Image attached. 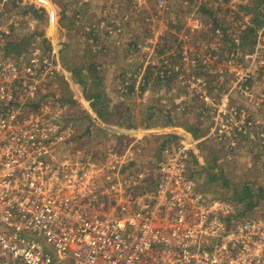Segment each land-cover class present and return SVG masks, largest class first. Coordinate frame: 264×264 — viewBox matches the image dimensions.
Wrapping results in <instances>:
<instances>
[{"label": "rangeland", "instance_id": "rangeland-1", "mask_svg": "<svg viewBox=\"0 0 264 264\" xmlns=\"http://www.w3.org/2000/svg\"><path fill=\"white\" fill-rule=\"evenodd\" d=\"M2 8L0 22L4 29L13 30L9 41H21L8 48L6 55L19 66L38 71L37 77L23 74L21 82H16L22 103L19 116L52 125L53 137L75 124L74 140L48 143L46 160L52 169H61L67 154L72 169L78 163L85 169H108L116 177L99 178L102 193L114 183L133 184L140 172L158 169L165 139L152 146L159 145L157 155L147 146L144 131L120 129L115 136L103 124L93 126L96 120L88 104L102 112V122L121 125L125 96L143 97L148 81L153 86L168 83L173 87L171 109L179 99L185 111H176L184 122L194 117L186 106L204 122L198 131L183 129L205 139L199 144L200 162L193 159L190 165V177L206 194L240 203L244 215H264L261 139L237 135L234 130L218 139L212 132L221 121L217 117L223 95L229 93L228 110L235 107L237 119L245 111L253 133L264 135V23H258L264 18V0H0ZM111 46L117 52L110 53ZM109 53L124 58V63L138 59L131 64L133 74L119 80L116 97L120 102L107 95L91 96L105 84L100 74L108 69L109 60L103 57ZM140 73L146 86L136 90L134 75ZM128 150L133 152V164L127 161L122 168H107L101 163L110 151L121 156ZM96 197L103 199L99 193Z\"/></svg>", "mask_w": 264, "mask_h": 264}, {"label": "built area", "instance_id": "built-area-1", "mask_svg": "<svg viewBox=\"0 0 264 264\" xmlns=\"http://www.w3.org/2000/svg\"><path fill=\"white\" fill-rule=\"evenodd\" d=\"M4 12L0 9V19ZM12 31L1 24L0 264H264V215H244L240 203L200 190L190 165L194 148L205 139L189 131L162 147L158 169L103 193L99 178L116 177L108 169H85L80 163L72 169L68 154L61 169H52L48 143L72 140L75 124L53 137L52 125L19 116L16 82L38 71L6 55ZM134 77L136 90L146 86L143 73ZM223 96L221 121L212 132L219 139L234 130L264 145V135L253 133L245 111L237 119V109L228 110L230 94ZM132 156L131 150L121 156L110 151L101 163L122 168L134 163Z\"/></svg>", "mask_w": 264, "mask_h": 264}, {"label": "crops", "instance_id": "crops-1", "mask_svg": "<svg viewBox=\"0 0 264 264\" xmlns=\"http://www.w3.org/2000/svg\"><path fill=\"white\" fill-rule=\"evenodd\" d=\"M113 45L115 46L114 43ZM114 46H111L112 51H110V53H113V50L116 51L115 49H113ZM116 49L119 48L117 47ZM110 53L106 56L104 55L103 57L109 60V66L108 69L104 70L102 74H100L101 80L105 79V84L102 85L100 89L98 88V90L93 92V95L91 96L95 95V98H97L98 95L101 97H105L107 95L109 97L117 98L116 95L117 93H119L118 90L119 80L125 78L126 75L133 74L135 69L131 64H133L134 60L138 62V59H136L135 57V59H133L132 62L130 61L131 64L127 60L124 63L123 62L124 58L121 57L122 59L120 60L119 59L120 56L114 57L110 55ZM99 58L101 59L102 57ZM121 65L123 66L124 69L121 68L122 67ZM152 83L153 82L148 81V86L143 89L146 90L143 97H136L135 94H133L134 96L133 95L125 96L124 100H122V102L124 101L126 104L124 105L125 109L123 111V114L119 116L120 117L119 122L121 123V125L117 122L116 123L102 122L101 118L99 117L100 114L98 113V111L93 110V108L91 110L90 107L88 106V109L91 111L92 114L91 117L94 120H96L93 123V126L94 125L100 126V124H103L105 127H109L111 134L113 133L115 136L118 135L116 132H119L120 131L119 129L144 131L146 135H144L143 138H149L147 139V141L145 139V141L147 142V146L152 149H155L157 151V155L159 154L160 147L159 145H156V147L153 148L152 146L155 143L162 142L164 139H165L164 141H167L168 139L167 143L170 144L173 141H175L173 137H176L175 135L183 131V129H187L190 131L193 129L198 131V128L199 130L203 128L204 122H202L201 120L202 118L197 116L195 112H191L193 108H189L186 105L185 106L187 108V112L189 110V114H191L194 117H192V121L188 120L187 122H184V120L186 119L183 118L184 119L183 120L179 115L180 113L176 111V109L179 110V108L182 107L181 105L182 102L178 105L179 99L177 100V104L175 105L174 109L173 110L171 109L172 102L170 101L173 100L171 99V97L173 96L172 86H169L168 83L163 85L153 86ZM79 95L80 92H78V96ZM145 95L147 96L145 97ZM120 100L121 99L118 97L114 101L120 102ZM112 104L117 105V103H113V102ZM107 108L108 106L104 107V109ZM93 114H96L98 116V119L94 117ZM123 119L125 121L124 123H122ZM150 124H152L153 126L152 125L150 126ZM145 129L160 130L161 133H164L166 131L167 133H170L173 136L169 138V137H163L160 134L150 135L148 134V132H146L148 130ZM105 135L108 136L107 134ZM197 136L203 138L201 134L196 135V137ZM85 137H88L90 140H93V136L90 135L88 136V134H86ZM143 145L145 144L143 143ZM202 150L203 149L202 147L200 148V145L194 148V153L192 155V158L195 159L197 162H200L201 160Z\"/></svg>", "mask_w": 264, "mask_h": 264}, {"label": "trees", "instance_id": "trees-1", "mask_svg": "<svg viewBox=\"0 0 264 264\" xmlns=\"http://www.w3.org/2000/svg\"><path fill=\"white\" fill-rule=\"evenodd\" d=\"M208 10H206L207 12ZM262 16H264V10L262 11L261 13ZM259 25H261L262 23H264V18H259V21H258ZM218 24V23H217ZM21 41H11L10 43H8V48L12 47L13 45H16L18 43H20ZM78 72V71H77ZM160 80V79H159ZM97 96V95H96ZM97 110V109H96ZM98 113L100 114V116H102V112L97 110Z\"/></svg>", "mask_w": 264, "mask_h": 264}, {"label": "clouds", "instance_id": "clouds-1", "mask_svg": "<svg viewBox=\"0 0 264 264\" xmlns=\"http://www.w3.org/2000/svg\"><path fill=\"white\" fill-rule=\"evenodd\" d=\"M90 109L92 110L91 106L89 105ZM94 109V108H93ZM120 130V129H119ZM124 130V129H123Z\"/></svg>", "mask_w": 264, "mask_h": 264}]
</instances>
